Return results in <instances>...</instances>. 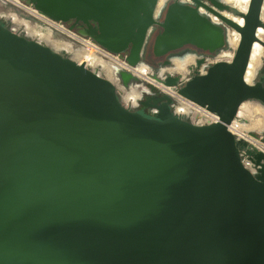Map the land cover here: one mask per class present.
<instances>
[{"label":"water","instance_id":"95a60500","mask_svg":"<svg viewBox=\"0 0 264 264\" xmlns=\"http://www.w3.org/2000/svg\"><path fill=\"white\" fill-rule=\"evenodd\" d=\"M191 1L173 0L161 22L160 0L28 3L57 21L96 22L93 39L130 51L134 67L155 24L157 56L186 44L216 52L237 31L232 62L178 89L221 116L205 126L176 116L167 95L152 116L128 108L112 81L0 20V264H264V165L257 176L243 165L245 142L227 127L245 101L264 105L263 81L246 80L264 45V0L247 12Z\"/></svg>","mask_w":264,"mask_h":264},{"label":"built area","instance_id":"2783aa9c","mask_svg":"<svg viewBox=\"0 0 264 264\" xmlns=\"http://www.w3.org/2000/svg\"><path fill=\"white\" fill-rule=\"evenodd\" d=\"M187 1L189 3H193L191 0ZM206 2L208 3V1ZM244 3L249 8L251 0H245ZM230 5L233 8L241 11L235 5ZM200 9L203 12L211 15V17L214 19L215 15L213 13L207 12L204 7H200ZM0 19L5 20L13 32L30 37L39 42H41L39 40V36H30L28 34L29 30L27 25L41 30L42 33L46 32L47 34H51L55 40L61 43L69 44L72 47L73 52L65 53L78 63L84 64L87 68H90L98 75L112 81L117 88L118 94L119 92L126 91L124 82L119 77V71H126L132 74L133 77H137L139 80L144 82L142 86L143 89L150 90V87L153 85L169 94L172 97L170 106L176 116L184 118L185 120H188L197 126L212 125L222 121L221 116L217 112H214L207 106L201 105L196 101L181 95L177 88L168 87L162 82H159L155 78L154 72L146 64L144 65L147 66L148 72L143 74L138 68L140 65L137 67L130 65L126 60V56H122L120 53H114L108 50L90 37L78 34L68 27L63 21H57L50 18L49 16L37 10L32 4L26 3L23 0H0ZM14 20H22L27 25H14ZM238 45L239 42L237 46H234L230 43V41H228L225 47L221 49L215 57L207 59L209 66H212L213 64L220 61L232 62L235 57ZM77 54L79 55L80 59H76L74 57ZM104 64H109L111 67L113 66L114 70H112V72H108L103 67ZM203 72L206 73L207 68H204ZM251 83H253V81ZM160 85L164 86L165 89H162ZM133 89L141 91L140 86L132 87L131 90L129 92H125V94L131 93ZM129 101L130 100H128L126 105L124 104L128 108ZM132 101L135 102L134 100ZM257 102L260 103L259 101ZM243 104H245V102ZM241 107L235 119L230 124H228L227 127L229 131L235 136L237 141L245 142V145L240 149L241 161L252 174L257 176L264 165V160H259L257 157L259 152L264 153V128L262 130L256 131L243 130L241 127L243 124H245V122H247V118H244L240 115ZM257 118L258 116L255 115V119Z\"/></svg>","mask_w":264,"mask_h":264},{"label":"flooded vegetation","instance_id":"af4514ba","mask_svg":"<svg viewBox=\"0 0 264 264\" xmlns=\"http://www.w3.org/2000/svg\"><path fill=\"white\" fill-rule=\"evenodd\" d=\"M23 1L28 3V0H23ZM172 1L173 0H167L164 7L159 11L160 13H158L157 11L158 21L160 22L164 21L167 8ZM185 2L189 3L187 0H185ZM207 4L211 7L213 6L211 2H208ZM205 10L209 12L207 9ZM1 21L7 24L5 20H1ZM64 23L68 27H70L72 30L77 32L78 34L86 36V37H90L92 39H93V36L97 35L98 33L99 27H98V24L94 21L84 22V21H79L77 19H71L70 21H67ZM162 31H163V27L160 24L154 25L152 34L149 36V39L145 45L144 53L142 56V61L144 64H146L147 66L151 68V70L154 72L155 75L159 76V78L161 79L165 80L169 76L179 77L178 85L176 87L177 89L184 86L187 83V81L193 79L195 76L199 74H205L203 72L204 68H207V71H208L210 67L207 59L215 57L220 51V50H217L216 52H210L202 48H199L196 45L186 44L177 50L170 51L166 55L157 56L154 52V41H155L156 36ZM129 53L130 51H128V53L127 52L123 53L122 56H127ZM190 56L191 57L195 56L196 58L193 57L194 61L187 65V70L184 73L170 71L171 68L175 67L176 60H184ZM201 60H204V61L200 63ZM162 70L163 71L165 70L164 73ZM162 74H163V77H162ZM261 81H263V85H264V60L263 59L258 68L256 75L254 76L253 84H257ZM143 84L144 82L142 80H139L137 77H135V79H132L127 85L124 83L126 87L125 92H129L132 87H138V86H140L142 90ZM150 88H151L150 90L148 89L144 90V93L142 94V96L137 102L129 101V108L139 111L145 115L152 116L154 113L158 112L159 108L165 102L163 99V96L165 95L169 96L172 102V97L169 94H167L165 91L161 89H154L152 88V86ZM125 92H119V97H120V100L123 102V104L126 105V103L128 102V99H126ZM132 103L134 104V106ZM246 103H251L252 105L254 104L255 106L260 105V107L262 108L264 112V109H263L264 105L258 103L256 100H247L245 101V104ZM261 173H262V170H260L259 175Z\"/></svg>","mask_w":264,"mask_h":264},{"label":"bare ground","instance_id":"6f19581e","mask_svg":"<svg viewBox=\"0 0 264 264\" xmlns=\"http://www.w3.org/2000/svg\"><path fill=\"white\" fill-rule=\"evenodd\" d=\"M225 1L229 4L235 5L242 12H246L248 9V6L244 3L245 0H225ZM166 2H167V0H160L159 7L157 10L158 13H160L159 11L164 7ZM224 14L226 16L231 17L232 19L236 20L237 22H242L241 18L234 15V14H228L227 12H225ZM262 18L264 21V8H263V12H262ZM214 19L217 21L218 20L220 21V19L217 16H214ZM13 24L14 25H23L26 23L22 20L21 21L20 20H14ZM27 28L29 30L28 34L30 36H39V40L41 42L47 44L48 46L54 48L55 50L64 51L66 53L67 52L68 53L73 52V49L69 44L61 43V42L55 40L51 34H49V33L47 34L46 32L42 33L41 30L36 29L35 27L30 26V25H27ZM258 36L260 39H262L264 41V29L263 28L260 29ZM229 41L232 45L237 46L238 42H240V34L237 31L231 29L229 31ZM195 56H193V57L196 58ZM74 57L76 59L77 58L80 59L78 54L75 55ZM193 57L190 56L184 60H176L175 59L176 60L175 68L174 67L171 68L170 71L171 72H182V73H184L187 70V65L194 61ZM263 57H264V45L262 44V42L257 41V42H255L253 52H252V57H251L250 64L248 67V71L246 74L247 82L251 83L253 81L254 76L256 75V73L258 71V68L262 62ZM195 61H196V59H195ZM103 67L108 72H112V70H114V67L113 66L111 67V65H109V64H107V65L104 64ZM138 68H139L140 72L143 74L148 72V68L144 64H141ZM164 71H163V73H164ZM162 77H163V74H162ZM160 86L162 89H165L164 86H162V85H160ZM144 90H146V89H142L141 91H139L137 89H133V91L131 93L126 94V99H128L130 101L134 100L135 102H137L140 99V97L142 96V94L144 93ZM142 91H143V93H142ZM133 106H134V104H133ZM240 115L243 116L244 118H247V122H245V124H243L241 127L243 130H245V131L255 130L256 131V130H262L264 128V112H263L262 108L260 107V105L255 106L254 104L252 105L251 103L243 104V106L241 107ZM255 115L258 116L257 119H255ZM251 121H253V122H251Z\"/></svg>","mask_w":264,"mask_h":264},{"label":"rangeland","instance_id":"374dc122","mask_svg":"<svg viewBox=\"0 0 264 264\" xmlns=\"http://www.w3.org/2000/svg\"><path fill=\"white\" fill-rule=\"evenodd\" d=\"M70 55V54H69ZM263 60H264V57H263ZM175 68V67H174ZM143 88V87H142ZM251 122H253V121H251Z\"/></svg>","mask_w":264,"mask_h":264}]
</instances>
